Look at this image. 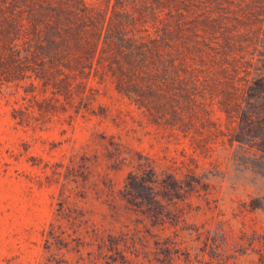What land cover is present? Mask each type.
Instances as JSON below:
<instances>
[{
  "label": "rangeland",
  "instance_id": "obj_1",
  "mask_svg": "<svg viewBox=\"0 0 264 264\" xmlns=\"http://www.w3.org/2000/svg\"><path fill=\"white\" fill-rule=\"evenodd\" d=\"M262 111L264 0H0V264H264Z\"/></svg>",
  "mask_w": 264,
  "mask_h": 264
},
{
  "label": "trees",
  "instance_id": "obj_2",
  "mask_svg": "<svg viewBox=\"0 0 264 264\" xmlns=\"http://www.w3.org/2000/svg\"><path fill=\"white\" fill-rule=\"evenodd\" d=\"M259 102L258 100H254L252 98H249V100L246 102V109H245V112H247V110L250 108V107H253V106H259ZM248 114V112H247ZM263 111L259 114V119L258 120H264L263 118Z\"/></svg>",
  "mask_w": 264,
  "mask_h": 264
}]
</instances>
